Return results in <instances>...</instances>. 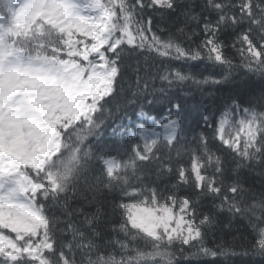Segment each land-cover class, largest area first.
<instances>
[{
	"label": "snow or ice",
	"instance_id": "6c2138e0",
	"mask_svg": "<svg viewBox=\"0 0 264 264\" xmlns=\"http://www.w3.org/2000/svg\"><path fill=\"white\" fill-rule=\"evenodd\" d=\"M190 22L199 32L186 31ZM228 30L236 33L230 47L236 48L251 72L264 78V0H204L199 5L189 0H0V264H179L177 256L183 252L175 249L176 241L189 245L202 232L208 234L224 223L219 219L221 213H227L229 222L239 215L264 224V192L249 203V189L241 176L248 162L260 158L264 164V112L241 109L237 104L226 106L219 119L212 121L218 125L214 132L226 145L224 151L239 157L235 167H225L205 137L193 138L203 154L193 151L189 175L195 174L196 187L213 200L208 211L200 213L198 223L188 199L180 201L174 212V196L158 202L157 193L149 190L138 202L121 205L126 220L116 231L136 230L132 239L139 236L144 243L129 251L127 244L117 241V259L110 251L111 239L96 243L97 238L103 239L99 209L88 213L70 210L67 203L57 205L60 194L94 163L101 166L104 187L128 195L125 186L132 187L129 173L139 179L138 162H151L162 149L179 152L185 147L188 141L180 134L178 117L157 120L144 111V105L155 100L149 98L153 93L140 76L141 60L145 65L150 64L147 57L163 58L160 62L169 64L180 60L228 64L221 44ZM194 36L202 41L196 51L178 42L179 37L191 42ZM237 43L247 47L237 48ZM192 67L193 72L168 70L160 78L170 87L190 82L199 88L223 82L199 78L195 72L199 66ZM125 69L134 73L131 82L125 81ZM229 77L230 73L224 81ZM126 91L130 96H125ZM117 97L124 98L122 105L117 103V111L126 114L128 106L139 107L145 119L135 129L123 125L112 129L114 134L129 137L127 148H112L99 141L113 117L108 105ZM174 107L180 110L179 104ZM202 120L209 123L207 116ZM148 121L151 127L146 126ZM225 126L244 131L243 143L239 135L225 139ZM113 151L126 159L113 156ZM260 175L264 176V170ZM178 177L186 179L184 169ZM135 191L144 194L143 188ZM56 206L67 217L64 228L57 227L61 217L46 212ZM78 212L83 218L74 220ZM66 230L72 241L58 242L57 233ZM257 235L258 248L253 247V254L264 256V228ZM225 247L202 246L189 256L234 255ZM73 249L79 251V261Z\"/></svg>",
	"mask_w": 264,
	"mask_h": 264
},
{
	"label": "trees",
	"instance_id": "16d2710c",
	"mask_svg": "<svg viewBox=\"0 0 264 264\" xmlns=\"http://www.w3.org/2000/svg\"><path fill=\"white\" fill-rule=\"evenodd\" d=\"M189 2L199 5L203 4L204 0H189ZM195 10L197 13L200 12L198 7ZM211 18L215 20V14H212ZM181 26L183 27L184 25L181 24ZM192 29H196L199 32V28L194 22H190L187 25L186 31L190 32ZM153 31H156V29L154 28ZM163 35L166 36L167 33H163ZM224 41H227V43ZM178 42L183 47H190L193 51H196L197 45L202 43L201 39L195 36L192 37L191 42L179 37ZM235 42L236 33L228 30L221 44L223 55L230 63L224 65L211 64L207 60H180L172 61L169 64L167 61L161 63L160 61L163 58L152 60V57H147L150 64L145 65L142 58L140 76L147 82V91L153 93L149 98L155 100L152 104H145L144 111L149 115L155 116L157 120H164L168 116L178 117L181 123L180 134L187 138L188 143L179 152L176 148L171 151L162 149L156 153V159L151 162H138L139 171L137 175L139 179H136L131 172L129 173V184L132 187L125 186L128 195H125L124 191L120 189L104 187L106 178L102 176L101 166L96 163L90 166L83 177L70 185L66 193L60 194L57 205L67 203L70 210L83 209L88 213H95L97 209L100 210L103 239L97 238L96 243L103 244L105 240L111 239L113 243L110 246V251L117 254V259L120 258L118 254L120 244L117 241L127 244L129 251L134 250L136 247H142L144 243L139 236L135 240L132 239L133 235L136 234V230H132V232L127 234L116 231L118 226L126 220V214L121 207L122 204L136 203L140 199L145 198L149 190H154L157 193L158 202H165L170 196L176 198L177 204L174 212L178 211L180 201L188 199L190 207L194 208L193 215L196 216V223L199 222L200 213L207 212L213 204L211 195L204 194L202 188L196 187L195 174L191 173L189 175L193 151H197V154H203L198 149L199 141L193 142L194 137H205L211 152L221 158L225 167H235L236 162L239 161L238 156H234L232 152L224 151L226 145H223L215 134L214 129L218 125L212 121L213 118L218 120L225 107L233 104L239 105L241 109L252 108L258 112H264V78L251 72L245 66V61L236 48L230 47ZM236 47L246 48L247 45L237 43ZM205 52L206 49L201 50V55H205ZM193 65L199 66L195 69L199 78H210L223 82L207 84L199 88L190 82L170 87L167 82L160 78L168 70L178 69L186 73L193 72ZM229 73V79L224 81V77L229 75ZM122 74L126 82H131L134 79V73L130 70L125 69ZM117 80L119 82V77ZM127 87L128 83H125V88L127 89ZM160 89H164V91L162 92ZM132 90H135L134 86ZM125 96H130V93L126 91ZM106 99L111 100L112 98L108 97ZM123 102L124 98L117 97L116 102L108 105L113 110V117L107 121L103 135L99 138L101 143L112 148L120 147L121 145L127 148L129 140L126 135L114 134L112 130L114 127L123 125L124 127L135 129L137 124L145 123V120L142 121V117L139 115V107L128 106L126 114L123 110L117 111V103L122 105ZM175 104L180 105L179 111L174 107ZM203 116L209 118L208 124L203 122ZM146 126L151 127L148 122H146ZM131 139L139 142L138 137H132ZM93 148L95 150V144H93ZM111 154L119 159H126L122 153L113 151ZM248 163L250 166L242 169L241 176L244 180V187L249 189L246 199L249 203H252L255 199H258L261 192H264V176L260 175L261 171L264 170V164H261L260 158ZM180 169L185 170L186 179L184 180L178 177ZM208 172H211V168L208 169ZM202 174L208 175L207 172H202ZM97 187H99V190H97ZM137 187L144 189L143 195L135 191ZM219 202V199L215 201L217 204ZM46 212L49 216L55 213L56 216L61 217V223L57 227H65L63 220L67 219V217L63 216L62 209L59 206L48 207ZM257 216H259V213H257ZM82 218L83 216L79 212L73 217L74 220ZM219 219L224 221L222 225L218 224L206 235L202 232V237L191 241L189 245H182L179 240L176 241L175 249L178 253L183 252V256L179 254L177 256L179 264H188L189 260L192 261V264H264V256L253 254V247L256 246L258 248V229L264 228V224L248 216L239 215L229 222L226 212L221 213ZM61 240L65 243L72 241L70 232L67 230L63 233L58 232L57 241ZM218 244L226 246L224 250L234 253V255H228L227 257L218 256L216 258L204 256L195 258L189 256V252H196L202 246L216 250ZM73 252L79 261V251L73 249Z\"/></svg>",
	"mask_w": 264,
	"mask_h": 264
},
{
	"label": "rangeland",
	"instance_id": "374dc122",
	"mask_svg": "<svg viewBox=\"0 0 264 264\" xmlns=\"http://www.w3.org/2000/svg\"><path fill=\"white\" fill-rule=\"evenodd\" d=\"M239 115H242V113H239L237 115V117H235L236 119L239 118ZM236 135H239L241 137V143H243V139L246 135V133L244 131H239L237 132L236 129L234 128H229L228 126H225V129H224V136H225V139H228V138H232V139H235ZM147 206V205H145ZM185 218L187 219V216L185 214ZM197 239V238H196ZM191 242V241H190Z\"/></svg>",
	"mask_w": 264,
	"mask_h": 264
},
{
	"label": "clouds",
	"instance_id": "9594fccd",
	"mask_svg": "<svg viewBox=\"0 0 264 264\" xmlns=\"http://www.w3.org/2000/svg\"><path fill=\"white\" fill-rule=\"evenodd\" d=\"M68 179H69V182H70L72 179H74V175L70 176Z\"/></svg>",
	"mask_w": 264,
	"mask_h": 264
}]
</instances>
